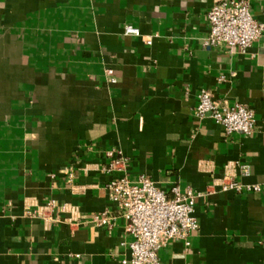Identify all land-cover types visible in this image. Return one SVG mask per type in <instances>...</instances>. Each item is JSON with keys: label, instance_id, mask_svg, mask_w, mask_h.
<instances>
[{"label": "crops", "instance_id": "crops-1", "mask_svg": "<svg viewBox=\"0 0 264 264\" xmlns=\"http://www.w3.org/2000/svg\"><path fill=\"white\" fill-rule=\"evenodd\" d=\"M217 1L0 0V264H121L124 220L91 222L116 214L110 150L132 181L200 194L198 230L163 264H264V35L204 47ZM248 2L264 22V0ZM203 89L253 110L254 131L196 117ZM225 177L259 190L224 191Z\"/></svg>", "mask_w": 264, "mask_h": 264}, {"label": "built area", "instance_id": "built-area-1", "mask_svg": "<svg viewBox=\"0 0 264 264\" xmlns=\"http://www.w3.org/2000/svg\"><path fill=\"white\" fill-rule=\"evenodd\" d=\"M209 26L203 40L206 48L227 47L229 50H245L264 35V22L256 21L251 13L248 0H219L206 13ZM126 34L138 35L137 29L125 26ZM151 43V38L144 40ZM111 75L112 70H106ZM194 114L198 118L209 116L223 128L225 135H249L255 128L253 110L242 104H220L213 100L207 90L197 94ZM109 162L102 168L105 173H116L107 184L108 197L117 208L116 214L103 211L95 214L91 222L95 226H110L111 221L120 217L124 220L125 232L130 236L126 242L128 255L121 264H163L159 250L168 242L185 240L198 230L195 216V201L199 193L190 188L181 191L177 185L167 194L148 177L140 175L135 181L125 173V158L114 150L107 151ZM247 172V166H241ZM221 189L240 193L244 190L258 191L259 186H242L232 178L225 177ZM54 204L50 200L31 216H43Z\"/></svg>", "mask_w": 264, "mask_h": 264}]
</instances>
